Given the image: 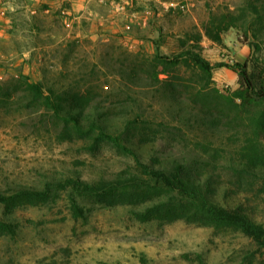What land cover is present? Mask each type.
Wrapping results in <instances>:
<instances>
[{
	"label": "rangeland",
	"instance_id": "374dc122",
	"mask_svg": "<svg viewBox=\"0 0 264 264\" xmlns=\"http://www.w3.org/2000/svg\"><path fill=\"white\" fill-rule=\"evenodd\" d=\"M226 25L218 41L207 36ZM195 44L221 65L212 71L221 94L242 91L237 65L264 79V0H0V220L14 231L0 234V264H264L249 238L207 221L110 144L93 149L65 131L25 91V82L61 95L89 90L110 126L136 119L156 138L135 147L143 163L174 162L214 203L264 225V134L255 148L263 166L249 176L238 166L249 130L232 119L224 133L201 128L185 112L207 93L201 76L187 65L168 70L181 77L183 111L152 91H136L131 104L132 54L149 62ZM130 177L134 185L102 186ZM69 180L100 189L77 191ZM22 188L46 196L16 199Z\"/></svg>",
	"mask_w": 264,
	"mask_h": 264
},
{
	"label": "trees",
	"instance_id": "16d2710c",
	"mask_svg": "<svg viewBox=\"0 0 264 264\" xmlns=\"http://www.w3.org/2000/svg\"><path fill=\"white\" fill-rule=\"evenodd\" d=\"M231 25V24H230ZM231 26L217 28L211 32L206 28L207 36L213 41H218L220 32ZM197 42V41H195ZM199 45H189L173 57L155 55L149 62L144 60L140 53L132 54L134 57L127 72V81L130 84L131 104L138 101L136 91H152L169 97L172 104L178 105L183 111L181 94L177 81L181 80L179 73L169 76L168 70L176 69L183 65L191 67L193 72L202 77L207 93L198 100L195 107L185 111L195 118L201 128L225 131L227 124L223 120H230L238 124L249 133H244V138L238 144L241 159L238 162L240 170L249 175L258 174L261 166L260 158L255 155V148L261 134H264V79L255 78L245 65H237L241 92L225 96L214 86L212 71L221 65H211L201 55ZM162 70H158V67ZM163 76V78H160ZM25 91L30 97L31 105L43 108L63 125L65 131L72 133L81 140L90 141V147L108 143L122 153L130 156L140 173L161 186L168 192L188 200L197 208L198 212L211 223L220 226L232 227L242 235L249 238L258 250H264V225L257 223L239 210H229L214 203L206 194L207 185L188 176L183 168L173 163L156 160V167L143 163L137 152V147L143 144H155L156 138L147 134L136 119L127 118L121 126L114 128L109 124V115L103 112L94 102L91 92L87 90L83 95L78 92L68 94L55 93L53 89L45 90L41 82H25ZM46 91V92H45ZM65 95V96H63ZM239 100V103L235 101ZM105 113V114H104ZM229 113V114H227ZM233 117V118H232ZM229 124V123H228ZM169 132L177 128H168ZM181 132V131H180ZM172 133V132H170ZM224 133V132H223ZM228 133V131L226 132ZM258 138V139H257ZM136 147V148H135ZM247 151H250L248 155ZM174 167V168H173ZM68 185L77 191L94 192L100 189L92 184L77 180H69ZM134 178H118L114 182L103 183L105 189L119 186L134 185ZM45 192L22 188L16 194V199L35 200L44 199ZM12 226L0 220V234H13ZM199 264H202L199 259Z\"/></svg>",
	"mask_w": 264,
	"mask_h": 264
}]
</instances>
